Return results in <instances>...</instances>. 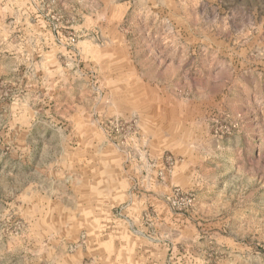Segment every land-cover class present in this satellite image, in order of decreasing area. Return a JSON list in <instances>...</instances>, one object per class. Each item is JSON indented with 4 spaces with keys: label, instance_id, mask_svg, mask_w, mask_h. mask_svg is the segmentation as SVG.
I'll return each instance as SVG.
<instances>
[{
    "label": "rangeland",
    "instance_id": "obj_1",
    "mask_svg": "<svg viewBox=\"0 0 264 264\" xmlns=\"http://www.w3.org/2000/svg\"><path fill=\"white\" fill-rule=\"evenodd\" d=\"M248 15L254 25L244 32L257 40L247 47L242 68L258 69L242 77V115L214 116L203 105L206 94L197 89L205 86V44L161 46L158 21L137 12L125 15L119 29L124 43L116 48L107 27L111 13L106 17L98 12L94 0H0V38L6 39L0 48L8 55L4 62L10 70L22 68L38 76L32 97L39 118L36 161L44 169L47 159L53 160L48 179L55 181L56 196L54 212L48 215L40 202L39 217L51 220L33 222V231L32 222L26 221L28 208L15 197L19 126L0 122V264H93L94 253L86 250L87 230L61 210L63 204L71 205L66 201L69 183L63 182L81 177L122 198L116 215L130 231L148 228L149 238L174 239L177 232L156 220L157 211L167 208L185 216L192 212L197 192L173 186L159 197L153 186L168 184L190 151L222 148L239 128L256 144L242 141L241 158L193 160H199L195 173L204 186L201 195L230 200L218 205L224 215L218 216L215 232L221 236L203 233L186 242L195 260L205 264H264V0H242V20ZM15 48L20 56L9 60ZM127 51L131 61L119 60ZM159 51L169 61L157 62ZM174 53L178 57L171 60ZM14 84L2 82V101L18 96ZM215 120L228 132L215 134ZM50 145L54 149L47 151ZM167 158L173 160L171 168ZM39 176L45 188L46 172ZM174 189L192 195L193 206L175 211L169 204ZM135 204L142 206L136 221L129 218V211L139 207ZM171 260L168 255L167 263L173 264Z\"/></svg>",
    "mask_w": 264,
    "mask_h": 264
},
{
    "label": "crops",
    "instance_id": "obj_2",
    "mask_svg": "<svg viewBox=\"0 0 264 264\" xmlns=\"http://www.w3.org/2000/svg\"><path fill=\"white\" fill-rule=\"evenodd\" d=\"M252 1L250 0L251 3ZM94 4L98 12L106 17L108 13H111L110 25L108 24L107 27H110L114 34L113 42L117 45L116 48L122 49L121 46L124 43L119 37L121 35L119 29L125 20V15L137 12L150 17L154 23L158 21L157 28L160 33L161 46L176 47L178 43L196 46L205 44L208 48L209 62L205 72V86L197 88L198 93L206 94L203 95L204 107L211 110L214 116L223 113L233 116L242 115V77L243 75L244 77L252 76L258 69L250 65L242 68L244 66L242 61L248 59L247 47L257 40L255 37L246 36L244 32L248 31L249 27L252 28L254 24L249 15L242 20V0H94ZM200 31L203 32L202 35ZM15 41L18 42L17 39ZM5 43L6 39L0 38V46ZM125 55L121 54L119 60L130 62L129 52L127 51ZM173 55L171 60L178 57L175 53ZM10 56L12 57L9 60L20 56L17 54V48H15V54H10ZM158 56L157 62H161L163 58L166 59L161 51L158 52ZM7 57L8 55L0 48V122L19 126L16 131V140L20 143L17 144L15 150L18 159L15 197L20 198L22 208L24 204L28 208L25 211L26 215L29 214L26 216V221L32 222L33 226V222L40 219L42 221L51 220L49 216L39 217L40 202L45 204L46 208L42 212L47 215L49 212H54L56 196L53 187L55 181L48 179L51 178L50 173L54 165L52 159L50 161L47 159V165L42 169L36 161L38 146L35 137L39 118L33 112L35 103L32 97L38 91V76L36 72L29 75L22 68L10 70V65L4 62ZM166 67L164 65L162 69L166 71ZM7 80L16 81L12 89L18 92V96L4 102L1 99V87L2 82ZM241 131L239 128L238 132L222 144V148L193 149L187 156L189 159L180 160L177 163L168 184L153 186L159 197L169 193L170 187L173 186L185 187L187 190L197 192L196 204L192 212L185 216L174 214L167 208L158 209L156 220L177 232L175 238L169 241L149 238L151 233L148 228H145L143 232L130 231L127 222L116 215V208L122 201L119 195L113 198L112 191H110L111 194L104 192V189L96 186V182L91 186L92 181H86L84 177L74 182L64 181L63 184L69 183V188L66 189L70 191V198L66 201L71 200V205L69 207L65 203L61 210L66 213L68 211L71 214L70 220L79 221L87 230L86 250L94 253L93 264H168L166 261L168 255H172L173 264H205V262H198L192 256L194 255L193 250L186 242L187 237L192 235L202 237L203 233L212 237L221 236L215 232L217 230L215 222L220 220L218 216L224 215L218 205L229 203L230 200L201 195L204 193V186L199 182L200 179L196 178L200 176L195 173V163L199 160L195 162L193 160H196V157L229 158L232 155L241 158L242 141H252L253 146L256 147L254 139L242 136ZM255 139L258 142L261 140L259 136ZM53 149L54 146L50 145L47 151ZM44 172L47 176L45 177L46 182H43L45 188L39 183V178L42 177L39 174ZM19 177H21L20 181ZM157 200L159 201L160 198ZM135 205L139 207L135 206L129 211V218L134 221L140 219V214L136 210L142 207L141 204ZM49 208H51L50 211ZM21 214L23 215V210ZM225 216L226 220L231 219L229 215ZM21 218L23 219V216ZM199 222L206 223L207 226L204 225L202 228L200 226H203V223L199 225ZM208 226L211 227L206 228ZM31 229L35 231L34 226ZM228 249L226 248V251Z\"/></svg>",
    "mask_w": 264,
    "mask_h": 264
},
{
    "label": "built area",
    "instance_id": "obj_3",
    "mask_svg": "<svg viewBox=\"0 0 264 264\" xmlns=\"http://www.w3.org/2000/svg\"><path fill=\"white\" fill-rule=\"evenodd\" d=\"M214 125H215L214 127L215 134H224L225 132L226 133L228 132V128H223L222 123L219 122L218 120L214 121ZM165 164L169 168H171L173 166V160L171 158H167ZM169 204L175 211L183 212L193 206L194 198L192 195L183 194L180 190L174 189Z\"/></svg>",
    "mask_w": 264,
    "mask_h": 264
}]
</instances>
